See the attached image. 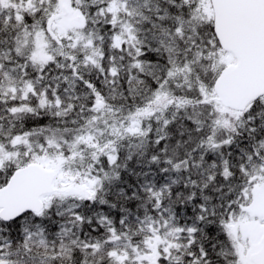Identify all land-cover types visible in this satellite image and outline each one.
Segmentation results:
<instances>
[{
  "label": "snow or ice",
  "instance_id": "obj_1",
  "mask_svg": "<svg viewBox=\"0 0 264 264\" xmlns=\"http://www.w3.org/2000/svg\"><path fill=\"white\" fill-rule=\"evenodd\" d=\"M0 264H264V0H0Z\"/></svg>",
  "mask_w": 264,
  "mask_h": 264
}]
</instances>
